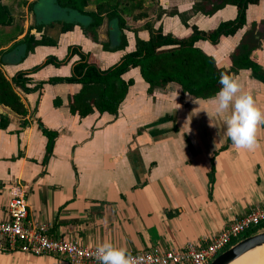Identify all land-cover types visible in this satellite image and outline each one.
Returning <instances> with one entry per match:
<instances>
[{"label":"crops","instance_id":"crops-1","mask_svg":"<svg viewBox=\"0 0 264 264\" xmlns=\"http://www.w3.org/2000/svg\"><path fill=\"white\" fill-rule=\"evenodd\" d=\"M192 3L160 0L171 13L162 14L153 26L180 38L192 26L208 31L235 16L232 5L203 14L191 12ZM244 19L241 28L215 44L197 40L194 45L217 68L235 74L264 108V0L248 4ZM60 27L54 22L39 32L31 30L36 38L54 39L55 45H37L20 63L0 65L4 76L9 79L49 55L61 59L71 45L89 53L100 69L133 47L131 31L125 32L123 50L104 51L78 25L65 32ZM105 29L106 22L95 29L97 41H106ZM136 35L146 39L147 31L138 27ZM241 41L251 48L254 68L231 66L230 55ZM76 59L73 55L66 64L29 70L26 86L34 88H14L26 115L0 105L7 118L0 127V222L8 219L7 203L22 197L25 219L48 223L49 236L93 247L109 240L141 252L154 246L203 245L251 206L264 203V129L258 134L260 147L237 150L226 135L227 113L215 112L216 94L194 98L174 82L147 91L136 67L121 75L132 84L114 114L93 108L79 115L69 110V101L80 84L46 82L68 76ZM39 124L54 132L46 157L47 140ZM0 264L69 263L61 256L0 251Z\"/></svg>","mask_w":264,"mask_h":264},{"label":"trees","instance_id":"trees-1","mask_svg":"<svg viewBox=\"0 0 264 264\" xmlns=\"http://www.w3.org/2000/svg\"><path fill=\"white\" fill-rule=\"evenodd\" d=\"M36 0L28 4V9L33 12V4ZM258 0H200L202 4L196 2L192 5V11H200L203 14H210L216 9L226 4L233 5L236 9L233 19L221 21L211 31H201L192 26V31L185 37H174L169 33H163L161 26L153 27L148 16L150 13L146 9L150 6L145 0H53L55 7L64 10L65 15L71 12L74 16L67 20L58 17L52 19L61 23L60 31L70 30L73 25H78L83 34L89 36L92 41L100 44L104 51L121 50L127 45L125 31H134L133 49L125 52L114 64L105 69H100L89 53L83 52L78 46H68L65 56L61 59L47 57L43 64L51 63L55 66L64 64L69 57L76 54L78 59L71 65L70 74L65 77H51L46 80L48 83L69 82L79 83V90L73 94L69 101V110L85 115L95 108L98 112L114 114L118 104L123 99L128 86L132 84V79L123 80L121 75L130 68L136 67L141 79L147 84V91L153 87L163 86L169 82L179 85L181 93H186L194 98H211L220 89L219 79L222 68H217L213 58L197 46V40H207L215 44L219 37L232 35L245 23L244 12L246 6ZM203 2L208 8H203ZM91 5L92 9H87ZM145 5V6H144ZM0 24L9 25L12 16L4 5H1ZM155 18L161 14L168 13L161 8H157ZM171 13V12H169ZM143 19L141 27L147 31V38L141 39L135 34L127 21ZM103 22L107 25L112 23V29H106L107 40L99 42L96 39L95 29ZM42 23L36 26L39 29ZM21 33V28L15 26L3 41L11 39ZM0 43H4L0 41ZM54 45L55 40L47 36H40L35 39L28 31L10 47L0 51L1 64H15L20 62L28 52L33 50L35 45ZM250 46L239 42L235 51L230 55L231 66L236 69L254 68L253 62L249 59ZM26 72L19 71L7 79L0 70V105L6 106L12 112L19 115H26L19 96L14 91L18 87L24 92L33 88L26 86L29 81L25 77ZM7 118L0 113V127L3 126ZM40 131L46 137L45 157L51 150L54 132L43 128ZM259 230H262L259 228ZM255 232V231H253ZM251 232V233H253ZM250 234V233H248Z\"/></svg>","mask_w":264,"mask_h":264},{"label":"built area","instance_id":"built-area-1","mask_svg":"<svg viewBox=\"0 0 264 264\" xmlns=\"http://www.w3.org/2000/svg\"><path fill=\"white\" fill-rule=\"evenodd\" d=\"M8 219L0 222V251H18L32 255L49 254L66 258L69 264H98L96 247L84 246L77 239L47 235L45 222L25 219L22 197L11 199L6 206ZM264 223V203L253 205L240 217L231 220L203 245L186 243L182 247L162 249L154 246L141 252H131L144 258L145 264H207L230 243L259 231ZM258 229V230H257Z\"/></svg>","mask_w":264,"mask_h":264},{"label":"clouds","instance_id":"clouds-1","mask_svg":"<svg viewBox=\"0 0 264 264\" xmlns=\"http://www.w3.org/2000/svg\"><path fill=\"white\" fill-rule=\"evenodd\" d=\"M219 83L221 87L213 103L217 115L227 113L224 119L227 137L237 150H255L260 147L258 134L264 129V108L251 91L243 88L235 74L221 72ZM95 259L98 264H145L143 257L134 256L126 246H117L109 240L97 245Z\"/></svg>","mask_w":264,"mask_h":264},{"label":"water","instance_id":"water-1","mask_svg":"<svg viewBox=\"0 0 264 264\" xmlns=\"http://www.w3.org/2000/svg\"><path fill=\"white\" fill-rule=\"evenodd\" d=\"M47 8L56 12L57 15L43 18L40 11H44ZM33 11L36 20H41L43 22L52 20L55 17L61 20H67L74 16L73 12L69 15H65L64 10L54 6L53 0H36ZM112 28V23H109L108 29L111 30ZM262 245H264V230H259L230 243L222 251L218 252L207 264H229L247 251Z\"/></svg>","mask_w":264,"mask_h":264},{"label":"flooded vegetation","instance_id":"flooded-vegetation-1","mask_svg":"<svg viewBox=\"0 0 264 264\" xmlns=\"http://www.w3.org/2000/svg\"><path fill=\"white\" fill-rule=\"evenodd\" d=\"M196 2H198V3H200V4H202V2H200V0H193V3H192V5L194 4V3H196ZM1 5H4V4H1L0 3V10H1ZM158 5H159V8H161V9H163V10H165L166 12H171V10L170 11H168L169 9L168 8H163L162 7V5H160L159 3H158ZM192 5H191V12H193L192 11ZM226 5H230V4H226ZM6 8H7V10H8V7L6 6V5H4ZM225 6V5H224ZM233 6V5H232ZM203 8H208V5H206L205 4V2H203ZM222 8V7H221ZM220 9V8H219ZM216 10H218V9H216ZM215 10V11H216ZM9 11V10H8ZM214 11V12H215ZM32 12V11H31ZM176 11L175 10H173V13H175ZM197 12V11H196ZM235 12H236V9H235ZM176 13H178V12H176ZM213 13V12H212ZM212 13H210V14H212ZM164 14H166V13H164ZM162 15V14H161ZM160 15V16H161ZM180 15H182V14H178V16L180 17ZM32 16H33V20L32 21H30V22H25L26 24H24V25H20L19 27L21 28V33L20 34H18L17 36H15L14 38H11V39H6L5 41H3L4 39H1L0 41H2V42H4V43H0V51H2V50H5V49H7L8 47H10L11 46V44L13 43V42H15L16 40H18L19 38H21L27 31L30 33V34H32L33 36H34V34L31 32V30H35V31H37V32H39L40 30H41V28L44 26V24L45 23H49V25H51V24H53L55 21H51V20H46V22H43V21H41V20H36V18H35V14H34V11L32 12ZM159 18V17H158ZM157 18V19H158ZM234 18V17H233ZM232 18V19H233ZM156 18H155V20H157ZM228 20H230V19H228ZM137 21H140V20H136V21H130V20H128L127 21V23L133 28V29H135V34L137 33V30H138V26H133L134 24H132L133 22L134 23H136ZM144 22V21H143ZM142 22V23H143ZM221 22V21H220ZM12 23V22H11ZM40 23H42V25L40 26V28L39 29H36V26L38 25V24H40ZM58 23V22H57ZM219 23V22H218ZM109 25V24H108ZM108 25H107V23H106V29H108ZM154 25V24H153ZM218 25V24H217ZM216 25V26H217ZM16 25H14V26H12L11 24H9V25H1L0 24V35H5L6 36V33L7 32H9L12 28H14ZM215 26V27H216ZM12 27V28H11ZM22 27H24V29H22ZM140 27H141V25H140ZM153 27H155V26H153ZM157 27V26H156ZM194 27V26H193ZM142 28V27H141ZM106 29H105V39L107 40V35H106ZM195 29H196V27H195ZM214 29V28H213ZM198 30V29H197ZM128 31V30H127ZM191 31H192V27H191ZM201 31H204V30H201ZM208 31H211V30H208ZM126 32V31H125ZM125 32H124V34H125ZM128 32H130V31H128ZM132 33H133V38H134V31H131ZM170 34V33H169ZM190 34V33H189ZM172 35V34H171ZM40 36H44V35H40ZM40 36L38 37V38H36L35 36H34V38L35 39H39L40 38ZM137 36V35H136ZM173 36V35H172ZM125 37H126V35H125ZM175 37V36H174ZM181 38V37H180ZM126 40H127V38H126ZM200 40V39H199ZM133 43H134V41H133ZM41 45H47V44H41ZM55 45V44H54ZM35 46H37V45H35ZM34 46V47H35ZM71 46H74V45H71ZM34 47H33V49H34ZM126 47V46H125ZM124 47V48H125ZM68 48V47H67ZM123 48V49H124ZM123 49H121V50H123ZM132 49H133V47H132ZM132 49H130V50H132ZM129 50V51H130ZM201 50V49H200ZM116 51H118V50H116ZM202 51V50H201ZM31 52H33V50L31 51ZM31 52H28V53H31ZM67 52V51H66ZM128 52V51H127ZM27 53V54H28ZM27 54H26V56H27ZM66 54V53H65ZM124 54V53H123ZM74 55H76V54H74ZM25 56V57H26ZM49 56H51V55H49ZM49 56H46L45 58H44V60L41 62V63H39V64H37V65H35V66H33L32 68H30V69H27V70H18V71H16V72H19V71H24V72H26V74H25V77H27L28 79H29V77L27 76V74H28V72H29V70H37V69H39L40 67H42V66H44V65H46V64H43V62L45 61V59L47 58V57H49ZM65 56V55H64ZM63 56V57H64ZM73 56V55H72ZM71 56V57H72ZM122 56V55H121ZM120 56V57H121ZM24 57V58H25ZM51 57H54L55 59H57L55 56H51ZM62 57V58H63ZM71 57H69V59L71 58ZM23 58V59H24ZM22 59V60H23ZM69 59L67 60V62L69 61ZM77 59H78V56H77ZM77 59L76 60H74L73 61V63H75L76 61H77ZM21 60V61H22ZM59 60V59H58ZM20 61V62H21ZM118 61V60H117ZM20 62H18V63H20ZM66 62V63H67ZM18 63H15V64H18ZM66 63H64V64H66ZM72 63V64H73ZM47 64H51V63H47ZM71 64V65H72ZM1 65H4V64H1ZM51 65H53V64H51ZM60 65H63V64H60ZM60 65H57V66H60ZM55 66V65H54ZM70 69H71V66H70ZM1 70V69H0ZM15 72V73H16ZM29 82V81H28ZM27 82V83H28ZM27 83H26V85H27ZM28 87V86H27ZM15 88V87H14ZM15 91V90H14ZM17 94V93H16Z\"/></svg>","mask_w":264,"mask_h":264},{"label":"rangeland","instance_id":"rangeland-1","mask_svg":"<svg viewBox=\"0 0 264 264\" xmlns=\"http://www.w3.org/2000/svg\"><path fill=\"white\" fill-rule=\"evenodd\" d=\"M31 1H34V0H0L1 4H4V5H6L8 7L9 13L12 16V23H11L12 26H14V25H16V26L24 25V24H26L25 23L26 21L30 22V21L33 20L32 12L28 9V4ZM159 2H160V0H145V3L150 5L146 9V11L148 13H150V16H148V19L153 24H155V17L154 16H155L156 12H158L157 8H159V5H158ZM33 6H34V4H33ZM164 7H165V5H164ZM40 13H41L43 18L51 16V15H57L56 12H54L53 10H50L48 8L46 10H44V11H40ZM142 22H143V19H141L140 22L138 21V23H134L133 22L132 24H135L133 26L140 27ZM22 29H24V27H22ZM102 30H104V28ZM4 38H5L4 34L0 35V40L4 39ZM263 227H264V225H261L259 228L262 229ZM261 251H263V250H261ZM253 255H255V254H253ZM253 255H251V256H253ZM246 258H247V256L245 258H243L242 260H240L239 262H237V263H241V261H243Z\"/></svg>","mask_w":264,"mask_h":264},{"label":"bare ground","instance_id":"bare-ground-1","mask_svg":"<svg viewBox=\"0 0 264 264\" xmlns=\"http://www.w3.org/2000/svg\"><path fill=\"white\" fill-rule=\"evenodd\" d=\"M261 250H263V251H261ZM253 254H255V255H253ZM251 255H253V256H251ZM246 256H247V258L244 259L243 261H241V263H237L240 260H242L243 258H245ZM236 263L237 264H264V245L247 251L246 253H244L243 255H241L240 257H238L237 259H235L234 261H232L229 264H236Z\"/></svg>","mask_w":264,"mask_h":264}]
</instances>
